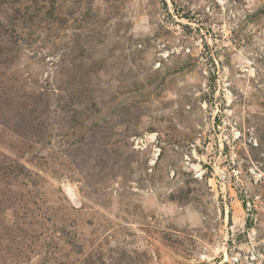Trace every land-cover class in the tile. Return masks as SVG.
<instances>
[{"label": "rangeland", "instance_id": "obj_1", "mask_svg": "<svg viewBox=\"0 0 264 264\" xmlns=\"http://www.w3.org/2000/svg\"><path fill=\"white\" fill-rule=\"evenodd\" d=\"M0 264H264V0H0Z\"/></svg>", "mask_w": 264, "mask_h": 264}, {"label": "bare ground", "instance_id": "obj_2", "mask_svg": "<svg viewBox=\"0 0 264 264\" xmlns=\"http://www.w3.org/2000/svg\"><path fill=\"white\" fill-rule=\"evenodd\" d=\"M154 135H152L151 137H153Z\"/></svg>", "mask_w": 264, "mask_h": 264}]
</instances>
